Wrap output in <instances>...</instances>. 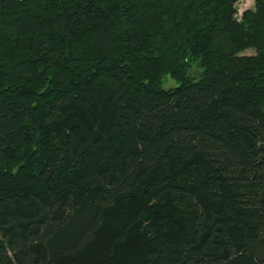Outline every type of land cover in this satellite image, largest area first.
<instances>
[{"label": "trees", "instance_id": "1", "mask_svg": "<svg viewBox=\"0 0 264 264\" xmlns=\"http://www.w3.org/2000/svg\"><path fill=\"white\" fill-rule=\"evenodd\" d=\"M237 1L0 0V264H264V0Z\"/></svg>", "mask_w": 264, "mask_h": 264}, {"label": "rangeland", "instance_id": "2", "mask_svg": "<svg viewBox=\"0 0 264 264\" xmlns=\"http://www.w3.org/2000/svg\"><path fill=\"white\" fill-rule=\"evenodd\" d=\"M254 5V0H238L236 2V7H237V16L240 17L242 11L245 9V8H248V7H253ZM244 52H248V53H252L254 52V49L252 47L244 50ZM192 71L195 70V67H192L191 68ZM176 84V80L174 78H172L169 74H166L163 76V81H162V85L164 87H170V86H173Z\"/></svg>", "mask_w": 264, "mask_h": 264}]
</instances>
